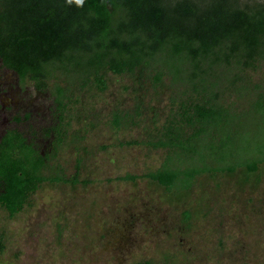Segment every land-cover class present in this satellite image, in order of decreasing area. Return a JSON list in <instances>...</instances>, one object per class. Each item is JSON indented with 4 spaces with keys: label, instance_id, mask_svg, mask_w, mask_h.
Here are the masks:
<instances>
[{
    "label": "rangeland",
    "instance_id": "374dc122",
    "mask_svg": "<svg viewBox=\"0 0 264 264\" xmlns=\"http://www.w3.org/2000/svg\"><path fill=\"white\" fill-rule=\"evenodd\" d=\"M167 61L102 72L103 89L90 75L51 68L37 90L0 65V138L15 130L33 141L45 178L21 211L0 208V264H264V150L242 155L259 157L246 170L204 149L185 190L146 176L168 154L147 141L187 97L197 99L187 64L176 63L175 75ZM211 84L212 97L240 115L237 135L260 145L264 124L247 117L264 99V55L248 68H216Z\"/></svg>",
    "mask_w": 264,
    "mask_h": 264
},
{
    "label": "trees",
    "instance_id": "16d2710c",
    "mask_svg": "<svg viewBox=\"0 0 264 264\" xmlns=\"http://www.w3.org/2000/svg\"><path fill=\"white\" fill-rule=\"evenodd\" d=\"M157 55L169 60L175 75L176 63L187 64L197 99L187 97L157 130L156 139L147 141L168 151L162 166L147 178L167 190L187 189L199 173L191 163L203 158L204 149L209 156L227 158L231 169L241 164L251 170L258 155L241 161L242 155L264 150V139L259 145L248 135H237L240 115L230 116L212 97L215 86L208 88L207 78L220 66L244 69L263 58L264 2L0 0V65L37 90L51 68L90 75L103 89L102 72L131 73ZM252 109L249 121L260 118L264 124V99H256ZM46 131L45 138L58 134ZM38 149L19 131H6L0 138V208L9 216L21 211L45 180Z\"/></svg>",
    "mask_w": 264,
    "mask_h": 264
},
{
    "label": "clouds",
    "instance_id": "9594fccd",
    "mask_svg": "<svg viewBox=\"0 0 264 264\" xmlns=\"http://www.w3.org/2000/svg\"><path fill=\"white\" fill-rule=\"evenodd\" d=\"M75 2L77 5H80L83 2V0H75Z\"/></svg>",
    "mask_w": 264,
    "mask_h": 264
}]
</instances>
